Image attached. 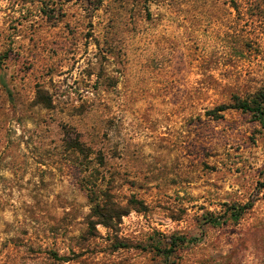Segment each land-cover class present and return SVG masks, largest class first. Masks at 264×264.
<instances>
[{
    "label": "rangeland",
    "instance_id": "374dc122",
    "mask_svg": "<svg viewBox=\"0 0 264 264\" xmlns=\"http://www.w3.org/2000/svg\"><path fill=\"white\" fill-rule=\"evenodd\" d=\"M260 90L264 0H0V264H264Z\"/></svg>",
    "mask_w": 264,
    "mask_h": 264
},
{
    "label": "trees",
    "instance_id": "16d2710c",
    "mask_svg": "<svg viewBox=\"0 0 264 264\" xmlns=\"http://www.w3.org/2000/svg\"><path fill=\"white\" fill-rule=\"evenodd\" d=\"M44 101V100H43ZM46 105V104H45ZM228 109H235L241 111L243 113L251 114L259 124L264 128V90H260L255 93L250 99H240L235 97L232 103L228 106L220 105L213 109L211 115L213 117H217L219 113H223ZM77 150H80V146L77 144L75 146ZM251 208V203H245L243 205H236L229 209V219L236 222L238 221L247 210ZM115 205L113 203H109L108 201H104L102 204H96L92 209V217L96 219V223L91 222L90 225L93 224H103L104 226H108L109 222L113 220L115 217ZM207 223L211 225H218L219 220L217 218L209 217L207 219ZM189 242L186 238H175L171 242L170 248L165 250V253H171L172 249L183 244Z\"/></svg>",
    "mask_w": 264,
    "mask_h": 264
}]
</instances>
